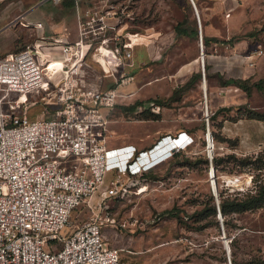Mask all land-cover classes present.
Masks as SVG:
<instances>
[{
    "label": "rangeland",
    "instance_id": "1",
    "mask_svg": "<svg viewBox=\"0 0 264 264\" xmlns=\"http://www.w3.org/2000/svg\"><path fill=\"white\" fill-rule=\"evenodd\" d=\"M192 1L204 35L198 2ZM204 1V10L212 14L211 23L234 32L226 38H215L216 50H211L214 42L210 40L202 46L206 101L201 88L197 23L189 0L130 1L133 26L123 27L121 34L138 32L139 36L149 27L156 45L152 46V58L138 68L133 67L132 80L118 88L133 91L134 95L118 100L109 112L106 145L131 144L136 150H148L157 140L171 136L172 142L167 141L163 148V156L168 158L134 175L121 172L122 164L116 174L113 169L107 170L105 183L116 180L126 192L105 200V204L99 203L100 196L94 194L89 207L76 209L69 220L70 227H74L89 218H108L101 229L102 237L105 246L117 251L119 264H264V207L221 217L222 229L216 211L199 213L208 203L214 206L211 181L218 202L227 195L252 193V167L256 159L264 160V83L260 91L251 88L242 101L237 98L239 88L218 83L230 78L222 57L231 54L233 44L251 36L259 38L258 30L264 29V0ZM182 20L186 32L196 34L176 35L173 26ZM259 39L263 54L248 69L249 77L244 78L248 84L264 78V40ZM5 45L6 41L0 40V50ZM210 55L216 59L208 69ZM192 58L195 63L189 62ZM91 66L95 71H90L97 73L98 66ZM193 73L199 77L188 82ZM173 91L179 99L167 101ZM135 102L138 104L132 112L120 110V106ZM151 104L158 106V112L151 110ZM30 108L29 117H43L39 114L40 104ZM252 112L260 117L257 119ZM205 119L211 137L210 158L220 159L215 169L210 159L212 180ZM180 133L186 135L178 138ZM180 142L181 145L169 149ZM237 161L247 165H236ZM147 165L139 168L145 169Z\"/></svg>",
    "mask_w": 264,
    "mask_h": 264
},
{
    "label": "built area",
    "instance_id": "2",
    "mask_svg": "<svg viewBox=\"0 0 264 264\" xmlns=\"http://www.w3.org/2000/svg\"><path fill=\"white\" fill-rule=\"evenodd\" d=\"M109 1L76 9L74 41L38 35L0 56V264H119L117 251L102 237L108 218L70 227L71 213L89 207L94 194L105 204L126 192L116 180L105 183L107 170L116 174L122 164L121 172L134 175L168 158L159 145L167 136L148 150L106 145L109 112L134 95L118 88L132 80L133 46L142 36L121 34L133 26V12L118 13ZM73 2L77 7L79 0ZM259 38L264 40V29ZM259 38H248L252 48L243 57L248 66L263 54ZM104 78L110 87H104ZM36 103L42 118L28 115ZM151 110L159 108L151 104ZM142 158L145 169L135 166ZM152 159L157 160L149 164Z\"/></svg>",
    "mask_w": 264,
    "mask_h": 264
},
{
    "label": "crops",
    "instance_id": "3",
    "mask_svg": "<svg viewBox=\"0 0 264 264\" xmlns=\"http://www.w3.org/2000/svg\"><path fill=\"white\" fill-rule=\"evenodd\" d=\"M130 1L132 0H110L109 4L118 13L119 11L128 13L130 10L133 11V4ZM197 2L204 22L203 34L205 37L226 38L234 33L230 28L223 30L214 26L211 23L212 14L204 10L205 1L197 0ZM95 3H97L96 0H79L76 7L73 0H63L57 4L44 0H0V40L6 41V45L0 50V56L23 48L25 45L30 44L38 35H43L46 40L51 37H60L69 42L74 41L77 38L76 9L82 12ZM36 22L41 24L39 29L33 27ZM149 30L150 28L147 27L145 33L142 34L141 38L134 45L136 46L132 52L134 68H138L139 65L147 63L152 58L153 49H155L153 47L156 44L154 45L155 37H152ZM171 37H173L172 34L168 38L171 39ZM249 43L251 44L249 39L234 43L231 54L222 57L223 65L229 71L230 78L244 79L249 77L248 72L253 66H248L243 59L244 55L250 50L248 48L245 49L246 45L249 48L252 46ZM222 46L223 48H227V45ZM210 48L211 50H216L218 45L212 43ZM209 58L212 60L210 63L207 62L208 69L215 65L214 60L216 56L210 55ZM193 59L189 62H193ZM86 61L91 65L92 62L88 56L86 57ZM103 84L104 87L111 86V82L108 79H104ZM234 89L235 91L237 90V88ZM239 91L237 98L242 101L246 97V94L240 89ZM129 145L132 146L131 144ZM161 150L165 151L163 148Z\"/></svg>",
    "mask_w": 264,
    "mask_h": 264
},
{
    "label": "trees",
    "instance_id": "4",
    "mask_svg": "<svg viewBox=\"0 0 264 264\" xmlns=\"http://www.w3.org/2000/svg\"><path fill=\"white\" fill-rule=\"evenodd\" d=\"M183 20L179 23H176L173 26V31L176 35H192L196 34L195 32H186L185 28L182 27ZM182 27V28H181ZM259 31V30H258ZM201 44L202 46H205L207 42L210 40L212 42H216L215 38H207L204 35H201ZM205 71V66H203ZM199 77L198 73L191 74L190 78L188 79V82H191L194 79H197ZM186 82V83H188ZM219 85L225 86V85H234L235 87L239 88L241 91H243L246 95H249L250 89L253 88L257 91H260L262 89V83H264L263 79H258L254 82L247 83L246 79H234V78H228L226 80H219ZM176 92L173 91L170 96L167 98V101H177L179 99V96L175 94ZM138 103L135 102L128 106H120V110L122 112H132L136 105ZM116 106V105H115ZM216 110L214 114L217 112ZM252 114L258 119L260 117L259 113L252 112ZM213 115V114H212ZM219 158H211V163L213 168L215 169L217 165L219 164ZM242 161H237L236 165L245 166L247 165V162L240 163ZM253 171H255V174L251 176V182L253 185L252 193L249 194V192H246L244 194H241L240 196H229L222 198L218 202V208L221 217L225 218L230 213H241L246 210H254L258 208L264 207V160L256 159L254 162V166L252 167ZM257 171V172H256ZM215 211V206L210 205L209 203L204 206L202 209L199 210V213L206 212V214H213ZM222 221V220H221Z\"/></svg>",
    "mask_w": 264,
    "mask_h": 264
},
{
    "label": "bare ground",
    "instance_id": "5",
    "mask_svg": "<svg viewBox=\"0 0 264 264\" xmlns=\"http://www.w3.org/2000/svg\"><path fill=\"white\" fill-rule=\"evenodd\" d=\"M195 6V5H194ZM195 10H196V14H197V19H198V26H199V31H201V26H200V20L201 19H199V15H198V9L197 8H195ZM200 35H201V32H200ZM201 40V39H200ZM198 47H199V44H198ZM200 49H199V64H200V62H201V60H202V64H203V62H204V53H203V50H202V46L200 45ZM203 70H204V68H203ZM201 88H202V91H203V97H204V100L206 101V84H205V79L203 80V81H201ZM183 135H186L185 133H180L179 134V136H178V138L179 137H181V136H183ZM167 141L169 142V143H171L172 142V137L171 136H167V137H165L162 141H161V143H160V146H161V149L162 148H164V146L166 145V143H167ZM175 140H173V142H174ZM208 152H209V155L211 154V152H210V145H211V141H210V139H209V136H208ZM173 145V147H171V145H170V148L169 149H173V148H175V147H177V146H179V145H181V142L180 143H173L172 144ZM179 148H181V147H179ZM147 160H149V157L147 156ZM145 161V158H142V159H140V160H138L136 163H135V166H139V164H141V163H143ZM212 177H213V174H212ZM215 188V187H214ZM226 247H227V245H226Z\"/></svg>",
    "mask_w": 264,
    "mask_h": 264
},
{
    "label": "water",
    "instance_id": "6",
    "mask_svg": "<svg viewBox=\"0 0 264 264\" xmlns=\"http://www.w3.org/2000/svg\"><path fill=\"white\" fill-rule=\"evenodd\" d=\"M190 3H192L191 7L194 11V13L196 14V10H195V6H194V3L192 0H189ZM196 17H197V14H196ZM197 19V18H196ZM198 22V19L196 20ZM201 35H200V31L198 30V39H200ZM200 72H201V81L204 80V73H203V64H202V60L200 62ZM208 136H209V139L211 141V137H210V134H209V131H208V126H207V121H205V140H206V147H208ZM211 147V145H210ZM207 158H208V161H209V175L212 177V174H213V169L210 165V155H209V152L207 153ZM212 180V178H211ZM215 185H214V182L211 181V195L213 196L214 198V206H215V211H216V216L218 219H221V215H220V212H219V208H218V201L216 199V193H215ZM221 223H220V229H222L221 227ZM225 249H227V247H225Z\"/></svg>",
    "mask_w": 264,
    "mask_h": 264
}]
</instances>
